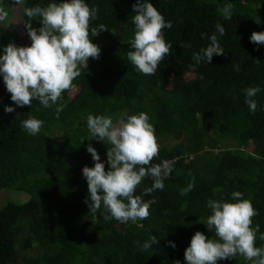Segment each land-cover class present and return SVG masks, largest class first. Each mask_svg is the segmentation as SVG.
Masks as SVG:
<instances>
[{
	"label": "trees",
	"instance_id": "obj_1",
	"mask_svg": "<svg viewBox=\"0 0 264 264\" xmlns=\"http://www.w3.org/2000/svg\"><path fill=\"white\" fill-rule=\"evenodd\" d=\"M15 1L0 0V7L7 12ZM49 2L23 0V26L29 20L25 7ZM87 2L98 9V19L91 26L103 23L108 29L91 40L112 33L116 43L98 64L89 59L87 67H81L74 87L64 90L58 101L63 105L58 116L55 105L43 108L36 100L32 106L5 113L4 106L14 102L0 77V190L29 196L0 208V264H175L177 260L186 264L184 251L196 231L216 238L203 223L211 214L206 201L230 199L233 191L251 201L258 212L253 227L259 224L264 232V109L260 107L264 106V45L249 40L253 31H264V0H151L172 22L163 33L173 45L152 76L136 72L127 60L136 0ZM228 3L230 19L221 13ZM218 22L226 30L219 37L224 54L191 68L193 53L210 43L207 36ZM31 24L41 26L36 19ZM8 43L9 37L0 33V46ZM252 86L261 88L254 97L258 103L254 114L243 92ZM140 112L149 115L157 142L166 143L152 163L174 160L173 171L163 190L143 195L144 200L156 199L145 220L105 221L99 213L93 220L84 202L88 186L82 168L94 165L86 148L91 144L106 161L110 145L87 138V116L124 113L126 119ZM29 116L44 121L35 136L21 127ZM228 141L234 142V149L226 146ZM108 167L105 164L106 171ZM192 176L195 187L181 196V188ZM152 183L146 176L135 194ZM151 235L159 243L139 250L135 242L143 243ZM258 237L256 246H264ZM219 264L249 262L237 256Z\"/></svg>",
	"mask_w": 264,
	"mask_h": 264
},
{
	"label": "clouds",
	"instance_id": "obj_2",
	"mask_svg": "<svg viewBox=\"0 0 264 264\" xmlns=\"http://www.w3.org/2000/svg\"><path fill=\"white\" fill-rule=\"evenodd\" d=\"M16 2L22 3L23 0ZM132 10L135 13L131 17L134 34L129 40L132 50L127 52V60L136 72L152 76L173 47L171 42H166L163 33V29L172 27V22L165 20L151 0H136ZM23 11L29 18L24 28L31 43L21 46L10 42L0 46V77L14 102L13 105H5L4 111L12 113L16 107L32 106L36 100L43 108L55 105L58 116L63 110V105L58 103L63 91L74 87L73 80L81 74V67H87L90 58L99 59L101 49L90 37L108 30L107 26L103 23L91 26L98 19V9L90 6L87 0H50L46 6L25 7ZM221 13L230 19L231 3L226 4ZM6 17L7 12L0 8V22ZM32 19L38 20L41 26L34 28ZM225 33L223 24L216 23L215 31L207 36L210 43L193 53L195 63L190 67L195 69L202 62L210 64L214 55L224 54L219 37ZM201 36L203 38L205 33ZM249 40L257 46L264 45V31H253ZM234 67L239 70L238 65ZM260 91L259 86L243 89L244 102L253 114L258 108L254 97ZM260 107L264 109V106ZM43 124V120L34 116L21 121L22 130L32 136L41 131ZM86 126L88 139L110 145L106 161L101 160L91 144L86 148L94 161L92 167L85 165L82 168L88 186L84 202L92 213V219L96 220L99 213L105 221L126 224L145 220L156 199L144 200L143 195L163 190L164 181L171 175L175 163L168 159L152 163L153 158L159 155L160 145L149 115L140 112L114 123L109 115L89 113ZM105 164L109 166L107 171ZM146 176L151 177L153 183L141 194H135ZM194 187L195 177L192 176L187 186L181 188L180 195H187ZM243 195L240 191H233L230 199L209 198L206 201L205 206L211 214L203 223L209 232L214 231L216 238H208L203 232L196 231L184 251L186 264H219L237 256L249 264H264V246H256L255 243L257 234L264 241V232L260 231L259 224L253 227L252 220L258 212ZM135 243L139 250L147 251L159 243V239L151 235L143 243ZM168 243L172 248L176 247L174 241ZM175 264L181 262L177 260Z\"/></svg>",
	"mask_w": 264,
	"mask_h": 264
},
{
	"label": "rangeland",
	"instance_id": "obj_3",
	"mask_svg": "<svg viewBox=\"0 0 264 264\" xmlns=\"http://www.w3.org/2000/svg\"><path fill=\"white\" fill-rule=\"evenodd\" d=\"M22 3H17L15 1L14 5L10 8L9 11H7V17L3 22H0V33L5 34L6 36L9 37L10 42H14L17 45L21 46H27L31 43L30 39L27 36L26 29L23 26V22L21 19V8H22ZM1 8V7H0ZM93 43L97 44L100 49V56L99 59H93L90 58L98 64L104 52L108 47L112 44H115L116 41L113 38L112 33L107 34L105 38H102L101 40L93 39ZM124 113L123 114H118V115H113L111 116L113 118L114 123H118L120 118H124ZM57 137H60V133L57 132ZM158 144L160 147L165 145V142L158 141ZM173 144V143H172ZM226 146L230 149L235 148L234 142L228 141L226 143ZM252 147L250 146L248 148V151H251ZM29 198L27 194H21L16 191L12 190H0V208L3 207L8 201H15V202H24Z\"/></svg>",
	"mask_w": 264,
	"mask_h": 264
}]
</instances>
